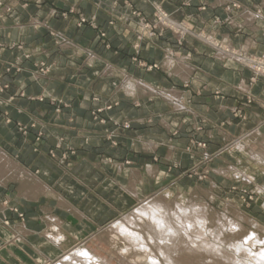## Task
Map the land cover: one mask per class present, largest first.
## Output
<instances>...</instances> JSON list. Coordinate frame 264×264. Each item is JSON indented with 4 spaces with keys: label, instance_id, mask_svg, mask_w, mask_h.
I'll return each mask as SVG.
<instances>
[{
    "label": "crops",
    "instance_id": "0c3cea01",
    "mask_svg": "<svg viewBox=\"0 0 264 264\" xmlns=\"http://www.w3.org/2000/svg\"><path fill=\"white\" fill-rule=\"evenodd\" d=\"M151 1L178 19L192 20L215 40L264 55V0H188L187 8L182 7L186 0H14V14L0 19V86H7L0 90V155H7L25 178L8 173L0 178V221L10 220L8 226L0 223V264L56 260L142 199L179 188L182 170L199 162L204 151L196 141L214 152L224 136L253 128L264 133V77L252 81L248 65L219 58L191 34L182 44L170 31L139 42L134 21L125 15L137 9L152 19ZM233 2L241 7L225 10ZM246 12L258 15L250 19ZM81 16L94 17L93 23L79 26ZM51 29L99 57L84 62L83 52L59 48ZM135 43L141 44L138 49ZM165 48L171 57H164ZM39 60L51 70L35 80ZM107 62L113 64L111 75L102 73ZM12 63L20 72L6 70ZM154 63L158 66L147 68ZM121 72L162 93H180L185 109L178 110L164 94L121 90ZM250 93L256 96L254 104L245 106ZM41 95L42 101L37 99ZM58 99L68 103L62 112L55 110ZM106 103L117 105L100 114L103 121L94 118L92 110ZM238 109L246 119L233 115ZM124 121L131 127L122 128ZM18 123L28 124L26 134ZM64 154L68 157L62 161ZM52 224L65 234L60 243L47 236Z\"/></svg>",
    "mask_w": 264,
    "mask_h": 264
},
{
    "label": "bare ground",
    "instance_id": "6f19581e",
    "mask_svg": "<svg viewBox=\"0 0 264 264\" xmlns=\"http://www.w3.org/2000/svg\"><path fill=\"white\" fill-rule=\"evenodd\" d=\"M257 15L248 13L247 17L251 19ZM164 18L166 24H171L170 22L174 21L168 15ZM174 23L178 24L177 21ZM182 27L175 26V32L188 35L190 30ZM199 37L205 43H209L218 56L238 60L250 66L251 69H255L258 75L264 76V62L256 58L249 59L245 50L236 51L228 42L218 43L215 39L214 41L208 39L209 36L206 35H199ZM181 67L184 71L187 70L185 64H181ZM127 80L129 83H126L125 89L128 92L135 91L137 87L145 94L151 95L160 92L143 81L134 83L131 78ZM159 94L170 97L177 109L184 107L180 101V93L176 91L162 93L161 91ZM254 135L259 136L257 139L261 137V147H263L261 151L255 153L254 157L260 162H264V133L257 129ZM237 147L239 151L245 150L244 145H241L240 142ZM7 173L25 178V174L15 166L14 162L7 155L2 154L0 155V178L6 177ZM252 179L248 176V181H252ZM132 190L134 189L130 191ZM156 196L152 195L142 199L139 204L137 203L138 205L115 219L101 235L108 240L105 241L109 242L113 246L112 248L118 249L124 264H264V236H261L256 230L244 229L243 221L248 218L243 213H237L239 221L226 214L213 217L207 202L191 200L188 204L176 202L170 205L171 202L166 204ZM164 200L166 199L164 198ZM157 220L163 222V227L158 226ZM197 221H204V223L201 225ZM248 221L264 232L263 225L258 224L255 220ZM169 228L172 229L171 232L168 231ZM121 229H125V231H121ZM235 234L239 236L233 237L232 235ZM47 236L58 243L65 239L64 232L55 224H52ZM17 239H19L18 236L10 240L16 242ZM87 240L80 241L77 246L62 254L58 259L42 261L41 264H110L88 248Z\"/></svg>",
    "mask_w": 264,
    "mask_h": 264
},
{
    "label": "rangeland",
    "instance_id": "374dc122",
    "mask_svg": "<svg viewBox=\"0 0 264 264\" xmlns=\"http://www.w3.org/2000/svg\"><path fill=\"white\" fill-rule=\"evenodd\" d=\"M13 1L14 0H0V19H5L14 14L13 7L11 4ZM151 4L153 7L152 19L146 17L141 11L137 9L132 10L129 15H125L126 21L128 19L134 21L135 25H131V26L133 32L137 36L138 41L144 38L147 40H151V38H156V36H161L165 31H170L171 34L176 37L178 44H182L186 35L176 33L174 27L183 26L182 28L184 27L188 28L183 23L186 21L189 22L190 27L194 28V30L193 29L190 30V28H188L190 30L189 34L199 39H201L199 35H206L207 37L209 36L207 31L203 29L195 28L194 24L192 23V20H188L186 18H182V19L176 18L173 13L163 8L160 2L151 1ZM188 6H190V1L186 0L184 3H182L183 8H187ZM240 7L241 5L238 2H233L232 4L227 5L225 7V10L230 11L233 8H240ZM201 9H205V6H201ZM62 15L66 16L67 12H64ZM166 15L170 16V18L173 19L174 21H177L178 24L174 23V21L170 22L171 24L168 23L166 24L164 20L165 19L164 17ZM93 19L94 17L91 18L90 20L85 16H81L79 18L78 25L81 26L88 22L93 23ZM50 31H51V36L54 38V43L56 44V46H58L61 49L69 48L83 52L85 54L84 62H91L94 59L96 60L97 57H99V54L94 49L80 46L75 41L70 39L65 33L53 29H51ZM99 31H100L99 37L103 40V42H105V46L109 47V44L104 40V38L106 37V33L102 30ZM208 39L214 41V39L211 38L210 36L208 37ZM201 41H203V39H201ZM216 41L218 43L222 42L221 39H218ZM140 45H141L140 43L134 44L136 49H138ZM2 46L3 44L0 42V47ZM18 47H23V46L21 44L18 45ZM233 49L236 51H241V49L239 48L233 47ZM215 53L217 52L215 51ZM247 53L249 59L256 58L259 61L264 62V55L253 52L252 53L247 52ZM29 55L30 54H26V57H29ZM171 55L172 54L170 50L168 48L167 49L165 48L164 57L168 58L171 57ZM219 58L225 60L220 56ZM142 61L139 63L145 65V63H143ZM34 66L35 69L32 73V77L35 80L46 78L49 75L51 66L45 60H39L34 64ZM157 66L158 64L154 63L151 65L150 64L147 65V68L151 69ZM242 66L245 65L243 64ZM112 67L113 64L107 62L104 66V71L102 73L111 75L112 73H114L112 72L114 70L111 69ZM245 67L253 71L254 76L253 78H251L252 81H254L256 77H264L258 75L255 69H251L248 66ZM12 69H15V72H20L21 67L18 66L16 63L15 64L12 63L9 64L8 67L6 68L7 71H11ZM128 78H131L129 74H127L126 72L123 73L121 72L120 80L117 84L121 90L127 87L126 83H129V81L127 80ZM6 87L7 86H0V90H3ZM159 91L161 92V90ZM155 95L157 94H154V96ZM255 97L256 96L253 93H250V95L247 97V100L245 102V106H249V105L252 106L254 104ZM37 99L42 101L45 99V96L43 95L38 96ZM93 99L98 100L97 97H93ZM51 100L52 102H55L54 99ZM115 105H117V103H106L104 106L95 107L92 110V115L94 116V118L100 120V114L105 110H111ZM55 106H56L55 110L57 112H62V110L65 107L66 108L68 107V103L65 102L64 100L58 99L57 104H55ZM183 108L178 110H184L185 108L184 109ZM233 115L236 118L246 119L245 111L243 110L240 111V109L234 110ZM100 121L103 120L101 119ZM261 122L264 124V119ZM27 125L28 124L25 125L22 123H18L17 127L22 133L26 134L28 132ZM121 126L124 129H128L131 127L129 121H124L123 123H121ZM30 127H34V125H30ZM256 130H257L256 128L250 129L248 131L243 132L237 137L224 136L222 145H220L214 152H209L205 150L206 143L202 141L201 142L196 141L195 145L198 148L203 149L204 151L200 154L201 159L199 162L195 163L194 166L190 168L182 170L181 174L184 176V182L180 185L179 188L176 187L164 188L163 190H158L157 192H155L154 195L155 196L157 195L156 198L158 197L159 199H161V201H163L166 204H170L171 202L170 205H173L176 202L188 204L191 200L207 202L208 207L212 212L211 215H213V217H216L217 215L221 216V214H226L239 221L240 218L237 215V213L239 212L243 213V215H245V217L248 218L243 221V224L245 226L244 229L249 231L256 230L261 236H264V232L260 228L255 227V225L252 222L248 221V220H255L257 221L258 224L264 226V164H263L264 162L262 161L263 162L262 163L260 162L259 159L254 157L255 153L261 151L263 147H261L262 146L261 144L262 140H260L261 137L257 139L259 136L254 135V132ZM40 134L36 138V141L40 140L41 138ZM237 141H239L241 145H244L245 150L239 151V148L237 147V145L239 146V142ZM71 152L75 153L74 150H72ZM67 157L68 154H64V156L62 157V161L67 159ZM176 167H178V165L172 166V168H176ZM172 168L170 169L172 170ZM227 170H229L230 172ZM248 176L253 178L252 181H248ZM164 198L166 200H164ZM4 203H6V201ZM13 210L15 212L18 211L17 208H13ZM18 215L19 218L23 220L24 218L23 213L18 212ZM114 220L115 219L111 220L110 222L106 223L104 226L103 225L100 226V228H98V230L94 232V234H91L89 236L90 238L88 237L87 238L88 240L86 239L88 241L87 246L90 250H92V252L96 253L104 260L108 261L110 264H124L123 258L120 252L118 251V249H116L115 247H114L115 249L112 248L113 246L109 242L108 243L106 242L108 240L101 237V235H103L104 232L106 231L107 229L106 227H108ZM0 223L5 226H8L10 225V220L8 218H4L2 221H0ZM213 225L215 226V223H213ZM232 236L238 237L239 235L235 234Z\"/></svg>",
    "mask_w": 264,
    "mask_h": 264
},
{
    "label": "clouds",
    "instance_id": "9594fccd",
    "mask_svg": "<svg viewBox=\"0 0 264 264\" xmlns=\"http://www.w3.org/2000/svg\"><path fill=\"white\" fill-rule=\"evenodd\" d=\"M153 219H155V216H153ZM156 222H157L158 226L163 227V222L162 221L157 220ZM197 223L202 225L204 223V221H197ZM189 227H191V225H189ZM121 231H125V229H121ZM168 231L171 232L172 229L169 228Z\"/></svg>",
    "mask_w": 264,
    "mask_h": 264
}]
</instances>
